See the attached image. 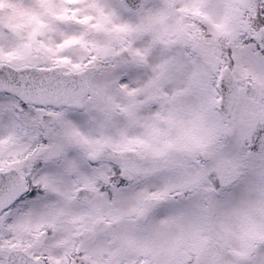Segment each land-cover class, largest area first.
Returning a JSON list of instances; mask_svg holds the SVG:
<instances>
[{
  "label": "snow or ice",
  "instance_id": "snow-or-ice-1",
  "mask_svg": "<svg viewBox=\"0 0 264 264\" xmlns=\"http://www.w3.org/2000/svg\"><path fill=\"white\" fill-rule=\"evenodd\" d=\"M0 264H264V0H0Z\"/></svg>",
  "mask_w": 264,
  "mask_h": 264
}]
</instances>
